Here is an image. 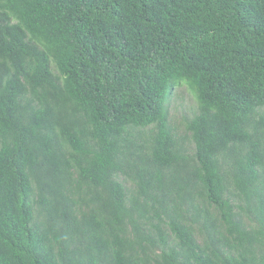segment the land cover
<instances>
[{
    "label": "trees",
    "instance_id": "1",
    "mask_svg": "<svg viewBox=\"0 0 264 264\" xmlns=\"http://www.w3.org/2000/svg\"><path fill=\"white\" fill-rule=\"evenodd\" d=\"M0 264H264V0H0Z\"/></svg>",
    "mask_w": 264,
    "mask_h": 264
},
{
    "label": "rangeland",
    "instance_id": "2",
    "mask_svg": "<svg viewBox=\"0 0 264 264\" xmlns=\"http://www.w3.org/2000/svg\"><path fill=\"white\" fill-rule=\"evenodd\" d=\"M168 117L178 133L184 134L186 121L189 120L196 111V102L193 94L187 87H177L170 95L167 102Z\"/></svg>",
    "mask_w": 264,
    "mask_h": 264
}]
</instances>
